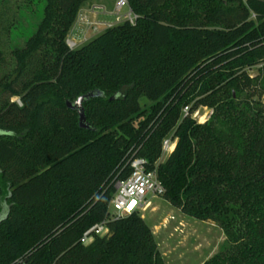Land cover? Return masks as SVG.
Returning <instances> with one entry per match:
<instances>
[{
    "label": "trees",
    "instance_id": "1",
    "mask_svg": "<svg viewBox=\"0 0 264 264\" xmlns=\"http://www.w3.org/2000/svg\"><path fill=\"white\" fill-rule=\"evenodd\" d=\"M89 1L36 0L32 29L4 26L24 45L12 63L0 50V264H166L139 213L108 219L136 158L169 204L223 230L204 264H264V87L247 73L264 63V0H129L135 24L70 49ZM87 96L82 128L67 102Z\"/></svg>",
    "mask_w": 264,
    "mask_h": 264
},
{
    "label": "rangeland",
    "instance_id": "2",
    "mask_svg": "<svg viewBox=\"0 0 264 264\" xmlns=\"http://www.w3.org/2000/svg\"><path fill=\"white\" fill-rule=\"evenodd\" d=\"M0 1L2 2L0 12L3 13L1 14L3 24L2 28H0V50L4 52L7 62L12 63L11 52L13 48L23 46L24 40L22 37L13 38L11 33L8 34L4 30V26L10 24L14 26L23 25L24 29H32L31 27L39 21L38 10L41 13L42 3L38 2L37 4L36 0ZM95 2L103 4L110 13L107 14L104 10V14H99L97 18L101 21L114 22L117 0H94L87 4ZM85 8H87V5ZM127 12L128 8H123L120 15H124ZM97 13H100V11L98 10ZM81 15L80 17L78 16L77 25L75 30H73V32L78 34L73 35L74 33H70L67 37L70 42L75 43V49L86 44L104 30L103 27H98V32H93L89 23L94 22L95 15L88 16V18L83 16V14ZM247 73L251 77L260 75L261 86L264 87V63L247 69ZM260 99L264 103V94ZM143 103L145 102L143 101ZM193 105L194 103L192 102L190 107ZM199 108L197 117L199 121H203L202 117L204 116L208 120L211 119L213 109ZM166 158L162 157V161ZM147 200L151 202L152 206L146 212L140 211L139 214L144 216V221L152 229L159 251L166 264H203L223 249L229 247L223 230L215 224L185 216L163 197L153 198L148 196Z\"/></svg>",
    "mask_w": 264,
    "mask_h": 264
},
{
    "label": "built area",
    "instance_id": "3",
    "mask_svg": "<svg viewBox=\"0 0 264 264\" xmlns=\"http://www.w3.org/2000/svg\"><path fill=\"white\" fill-rule=\"evenodd\" d=\"M249 0H242L243 3H247ZM123 8H128V12L124 15H120ZM116 17L114 22L101 21L97 17L96 13L95 20L89 25L93 32H98V27H103L104 30L115 27L116 25L122 24L124 22H129L130 24H135L137 20V15L133 13L130 9L127 0H117L115 5ZM100 14H104V10H100ZM103 30V31H104ZM67 44L70 49H75V43L67 40ZM202 108V107H201ZM207 108V107H203ZM199 109H196L192 114L191 118L195 120L198 124H204L208 119L204 117L203 121L197 119L199 115ZM190 113L189 107L183 109V114L186 116ZM176 147V140L171 136H168L162 144V157H168ZM130 174L127 178L116 181L115 183V194L113 195L108 208V219L115 220L123 218L134 213H139L140 211H145L151 206V202L147 200L148 196L153 198L163 197L165 194V189L157 176V171L149 170L147 168V163L141 158L133 159L130 162ZM108 229L104 224L96 225L92 227L87 233H85L82 241L85 245L89 244L94 235L104 236L107 234Z\"/></svg>",
    "mask_w": 264,
    "mask_h": 264
},
{
    "label": "crops",
    "instance_id": "4",
    "mask_svg": "<svg viewBox=\"0 0 264 264\" xmlns=\"http://www.w3.org/2000/svg\"><path fill=\"white\" fill-rule=\"evenodd\" d=\"M92 1H94V0H92ZM92 1H89V2H92ZM88 3V2H87ZM87 3H85L84 4V6L81 8V10L79 11V17L80 16H82L81 14H83V16H86L87 18H88V16H92V15H96V13L98 12V10L100 11L101 9H103V10H105L106 11V13L108 14L109 13V11H107L106 9H105V7H104V5L103 4H101L100 2H95V3H93V4H87ZM87 5V8H85V6ZM105 13V14H106ZM100 14V13H99ZM99 14H97V16H99ZM110 14V13H109ZM94 17V16H93ZM95 18V17H94ZM78 19V18H77ZM77 21V20H76ZM76 25H77V23L75 22V24H74V26L72 27V29L70 30V32H69V34L71 33V34H73V35H77L78 33H75V32H73V30H75V27H76ZM68 34V35H69ZM68 40V39H67ZM83 46V45H82ZM81 47V46H80ZM151 206H152V204H151ZM150 206V207H151ZM149 207V208H150ZM148 208V209H149ZM148 209H146L145 211H141V212H146ZM178 210V209H177ZM141 217L144 219V216L143 215H141ZM151 229V228H150ZM152 230V229H151ZM153 233V232H152ZM154 235V234H153ZM205 263V262H204ZM203 263V264H204Z\"/></svg>",
    "mask_w": 264,
    "mask_h": 264
},
{
    "label": "water",
    "instance_id": "5",
    "mask_svg": "<svg viewBox=\"0 0 264 264\" xmlns=\"http://www.w3.org/2000/svg\"><path fill=\"white\" fill-rule=\"evenodd\" d=\"M89 96L87 97H81L76 103L74 104H71L70 102H67V106L68 108H77L78 111H79V120H80V126L82 128H86L87 126L85 125V116H84V111H83V108H82V102L84 101L85 98H88Z\"/></svg>",
    "mask_w": 264,
    "mask_h": 264
}]
</instances>
